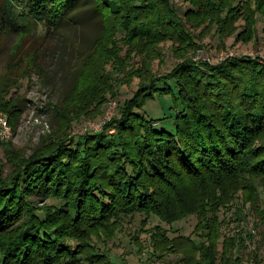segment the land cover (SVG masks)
Returning a JSON list of instances; mask_svg holds the SVG:
<instances>
[{"label": "trees", "instance_id": "1", "mask_svg": "<svg viewBox=\"0 0 264 264\" xmlns=\"http://www.w3.org/2000/svg\"><path fill=\"white\" fill-rule=\"evenodd\" d=\"M189 1L180 16L170 0H0V30L15 35L39 24L55 33L85 7L101 22L93 41L107 54L105 65L120 64L118 39L149 57L165 40L183 49L168 72H151L149 64L130 72L140 81L102 131L41 148L19 160L9 176L0 169V264L110 261L91 239L112 236L122 215L133 213L167 222L197 215L199 222H207V242L194 245L193 254L213 264L219 210L241 193L245 203L257 205L254 212L261 211L264 61L241 56L209 63L187 53L199 46L198 27L209 24L222 32L223 24L237 17L248 23L239 31L244 35L237 32L235 38L247 40L255 15L264 18V0ZM116 67L123 71L122 64ZM98 73L87 90L79 86V94L99 96L101 104L103 91L113 97L119 85L128 83L112 86L109 74ZM168 96L174 111L170 118H152L143 110L146 102ZM160 121L173 123L172 129H158ZM44 198L56 203L36 205ZM237 208L242 210L234 207L233 212L240 215ZM156 229L164 249H174L166 233ZM186 247L184 256L192 264V242Z\"/></svg>", "mask_w": 264, "mask_h": 264}, {"label": "rangeland", "instance_id": "2", "mask_svg": "<svg viewBox=\"0 0 264 264\" xmlns=\"http://www.w3.org/2000/svg\"><path fill=\"white\" fill-rule=\"evenodd\" d=\"M170 1L180 16L190 7L189 0ZM241 1L233 0L235 4ZM79 10L80 16H71L72 24L62 26L55 33H47L42 24L27 27L21 35L0 30V116L6 121V127L0 123L2 176L11 175L19 160L27 159L41 148L87 131H102L105 122L118 113L120 105L137 87L139 77H129L133 70L144 69L149 64L151 72L165 73L180 60L183 49L170 40L158 43L152 50L155 53L149 57L118 39L116 60H120L123 71L117 70L120 64L116 65L115 61L105 65L107 54L96 49L98 43L93 41L99 34L101 22L97 15L89 16L85 7ZM255 21L253 33L247 40L235 38L248 23L242 17L224 23L222 32L209 24L198 27L196 43L199 46L189 50L187 56L209 63L241 56L264 61V18L256 14ZM121 36L118 32V37ZM174 48L177 49L174 51ZM99 71L109 74L112 86H118L121 80L128 82L119 85L113 97L103 91V104L102 98L92 93L79 94L80 87L87 90L90 79ZM99 77L104 78L101 74ZM171 104L169 96L155 97L145 103L143 110L152 118H170L174 114ZM172 127L173 123L166 121L157 125L158 129ZM51 203L56 200L44 198L36 205ZM260 205L261 211L254 212L257 205L245 203L239 193L227 207L219 210L213 264H264V200L259 201ZM234 207H241L242 210L237 208V211L242 213L235 215ZM206 224L192 213L173 222L151 214L133 213L122 215L112 236H96L91 242L97 252L107 254L110 260L105 257L97 264H190L183 251L191 242L192 264H203V259L198 260L193 251L194 245L207 242ZM156 227L166 233L168 244L173 243L174 249L165 250L166 245L155 235ZM69 241L74 243L75 240Z\"/></svg>", "mask_w": 264, "mask_h": 264}, {"label": "built area", "instance_id": "3", "mask_svg": "<svg viewBox=\"0 0 264 264\" xmlns=\"http://www.w3.org/2000/svg\"><path fill=\"white\" fill-rule=\"evenodd\" d=\"M228 57V56H227ZM112 107H114V104H112ZM4 118V117H3ZM3 118H1V116H0V123H1V125H4V127H6L5 125H6V121L3 119Z\"/></svg>", "mask_w": 264, "mask_h": 264}]
</instances>
